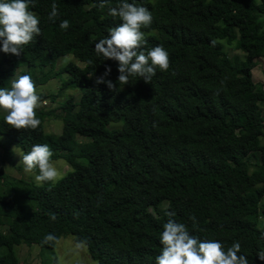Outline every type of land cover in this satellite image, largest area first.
I'll return each instance as SVG.
<instances>
[{
	"label": "trees",
	"instance_id": "obj_1",
	"mask_svg": "<svg viewBox=\"0 0 264 264\" xmlns=\"http://www.w3.org/2000/svg\"><path fill=\"white\" fill-rule=\"evenodd\" d=\"M99 2L33 0L41 35L19 57L0 51V88L10 90L23 66H54L71 55L57 73L69 75L63 89L83 90L78 101L60 104V134L46 131V120L58 116L41 107L35 130L0 117L4 163L13 165V147L27 154L47 144L52 161L72 168L58 182L36 185L0 166V264H19L21 244L54 250L58 243L42 244L49 233L86 240L98 264H155L166 212L198 239L218 240L225 250L239 241L249 264H264L257 257L264 251V89L253 77L264 59V0H127L152 13L142 29L145 48L163 46L170 67L157 68L150 83L133 77L126 85L117 82L118 62L94 50L122 22L108 11L121 0L103 9ZM53 3L55 23L48 20ZM224 40L237 41L246 59L230 57ZM106 66L116 91L94 83ZM53 78L43 75L44 82Z\"/></svg>",
	"mask_w": 264,
	"mask_h": 264
},
{
	"label": "clouds",
	"instance_id": "obj_2",
	"mask_svg": "<svg viewBox=\"0 0 264 264\" xmlns=\"http://www.w3.org/2000/svg\"><path fill=\"white\" fill-rule=\"evenodd\" d=\"M110 0H100L99 7L103 9ZM34 6L33 0H0V51L19 57L24 46L33 42L41 35L39 27L40 18L29 10ZM109 15L118 17L122 22L110 29L108 35L95 43V53L103 56L104 60L118 62V80L120 85L130 83V78L143 79L150 83L156 75L157 68L167 71L170 67L169 53L163 46L146 49L147 41L143 28H147L153 21L152 13L145 6L121 0L117 7H109ZM59 18L58 6L51 5L48 20L52 23ZM59 27L67 30L70 27L68 20L61 21ZM214 43V42H213ZM111 67L106 66L105 72L95 78L94 83L106 84L109 90L116 91V84L107 79L111 74ZM91 78V77H89ZM224 81L221 80V86ZM43 101L37 93V88L32 77L21 75L12 81L11 89L0 88V109L7 114L5 123L20 130H35L41 121L37 119L36 109L41 107ZM54 153L47 144L33 145L30 152L21 156L24 171L33 173L38 183L56 182L59 172L52 161ZM169 219L163 225L160 235L162 246L160 254L155 258V264H249L248 258L240 254L241 244L233 242L225 250L224 245L218 240H200L190 234L185 224L177 222L175 212L165 213ZM49 219L55 221L56 214H50ZM195 227L197 220L190 217ZM58 237L47 234L42 244L54 245ZM86 240H77L75 247L79 251L87 248ZM259 260L264 261V251L257 253Z\"/></svg>",
	"mask_w": 264,
	"mask_h": 264
},
{
	"label": "rangeland",
	"instance_id": "obj_3",
	"mask_svg": "<svg viewBox=\"0 0 264 264\" xmlns=\"http://www.w3.org/2000/svg\"><path fill=\"white\" fill-rule=\"evenodd\" d=\"M257 1L258 3H261V0ZM261 19L264 22V17ZM221 42L223 43L225 51L230 57L239 58L241 61L246 59L245 53L237 49V41L229 43L224 40ZM71 60H74V57L70 55L59 59L54 66L48 65L44 68L37 67L31 69L23 66L18 69L16 76L13 78V80H15L21 75H29L35 82L37 93H42L49 96L48 99L42 103L41 108L49 112L53 111V116H58V118L51 117L46 120L45 129L48 133L60 134L63 130V122L59 117L60 115H63L64 112L61 109L60 104L73 96L75 100L78 101L83 94L82 89H63V84L69 79V75L66 73H57V71L62 69ZM77 63L79 64L78 61ZM24 72L27 74H24ZM48 72H52L54 74V78L44 82L43 75H46ZM253 77L257 86L260 89H264V59L260 60L257 67L253 70ZM8 88L9 87H7V89ZM52 95H56V99H53ZM6 114L7 113L3 109H0V117L5 116ZM6 143L7 138L0 135V166H3L5 171L14 178H23L28 182L35 183L36 185H43V183H38L35 180V175L38 174L36 171L33 173H26L24 171V165L21 159V156L23 155L22 149L13 147L15 154L13 165L3 162L4 153L1 145ZM53 162L55 163V166L59 172V179L56 181L58 182L63 177H65L72 170V168L64 159L54 160ZM252 162H256V160L253 159ZM75 243L76 241L72 235H64L59 240L54 250L42 249L37 244L31 246L21 244L15 249L20 260L19 264H46L51 262L53 259L58 260L60 264H98L97 261L91 258L88 248L83 251H79L76 249Z\"/></svg>",
	"mask_w": 264,
	"mask_h": 264
}]
</instances>
